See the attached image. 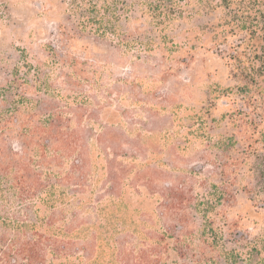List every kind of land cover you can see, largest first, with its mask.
<instances>
[{"label": "rangeland", "instance_id": "obj_1", "mask_svg": "<svg viewBox=\"0 0 264 264\" xmlns=\"http://www.w3.org/2000/svg\"><path fill=\"white\" fill-rule=\"evenodd\" d=\"M124 2L129 29L162 31L147 56L121 58L88 37L71 42L75 57L95 56L109 65L113 131L125 132L123 150L143 148L137 159L118 157L134 167L123 203L112 207L111 228L106 233L108 222L101 218L97 231L147 234L148 216L161 230V197L145 186L137 194L128 185L135 171L149 166L156 170L154 189L180 186L191 205L209 204L213 227L206 234H223L228 248L245 254L255 246L256 264H264V0ZM83 4L0 0V88L14 67L33 62L45 44L59 43V33L78 24ZM193 216L197 229L201 220ZM235 236L241 245L228 243Z\"/></svg>", "mask_w": 264, "mask_h": 264}, {"label": "trees", "instance_id": "obj_2", "mask_svg": "<svg viewBox=\"0 0 264 264\" xmlns=\"http://www.w3.org/2000/svg\"><path fill=\"white\" fill-rule=\"evenodd\" d=\"M82 1L78 24L63 29L59 43L45 44L33 62L14 67L0 88V264H256L255 246L245 254L228 248L223 234H206L213 227L208 203L191 205L180 186L154 189L156 170L148 165L128 185L161 197V230L148 216L147 234L97 231L101 218L106 233L111 228L112 207L123 203L134 167L118 157L137 159L143 148L123 150L125 132L113 131L109 65L75 57L71 42L88 37L140 60L162 31L129 29L124 0ZM193 215L201 220L197 229ZM229 242L241 245V237Z\"/></svg>", "mask_w": 264, "mask_h": 264}]
</instances>
